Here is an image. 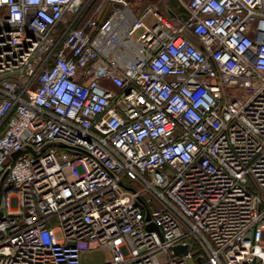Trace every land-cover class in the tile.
Masks as SVG:
<instances>
[{"label":"built area","instance_id":"2783aa9c","mask_svg":"<svg viewBox=\"0 0 264 264\" xmlns=\"http://www.w3.org/2000/svg\"><path fill=\"white\" fill-rule=\"evenodd\" d=\"M94 1L0 0V264H264V0Z\"/></svg>","mask_w":264,"mask_h":264},{"label":"water","instance_id":"95a60500","mask_svg":"<svg viewBox=\"0 0 264 264\" xmlns=\"http://www.w3.org/2000/svg\"><path fill=\"white\" fill-rule=\"evenodd\" d=\"M169 14H173V12L171 10L168 11ZM48 145H60V146H63V144H57L56 142H48L46 144H44L43 146L40 147L39 151H42L46 146ZM24 152H29L30 154L32 155H36V151L32 150L29 146L25 145L23 146L22 148H20L19 150H16L14 152H12L11 154V157L12 158H16L19 154L21 153H24ZM149 213L146 212V217L148 218L149 216ZM147 229H156V227L153 225V224H149L146 226ZM172 250L177 253V252H185L186 251V246H181V245H177V246H174L172 248Z\"/></svg>","mask_w":264,"mask_h":264},{"label":"rangeland","instance_id":"374dc122","mask_svg":"<svg viewBox=\"0 0 264 264\" xmlns=\"http://www.w3.org/2000/svg\"><path fill=\"white\" fill-rule=\"evenodd\" d=\"M169 4L174 0H166ZM175 0V5H176ZM106 252L101 248L92 249L91 251L83 252L81 255V264H99L104 261Z\"/></svg>","mask_w":264,"mask_h":264},{"label":"crops","instance_id":"0c3cea01","mask_svg":"<svg viewBox=\"0 0 264 264\" xmlns=\"http://www.w3.org/2000/svg\"><path fill=\"white\" fill-rule=\"evenodd\" d=\"M146 1L155 2L156 0H135V5H136L137 10L141 11V9H142V7H143V5H144V3H145ZM165 2H166V3H167L172 9H174V11H175L176 13H178V14H182V10H181V8L178 6V3H176V5H175V0H174L172 3L170 2V4H169L166 0H165ZM176 2H177V0H176ZM158 6L160 7L161 10H164V5H163V3H159Z\"/></svg>","mask_w":264,"mask_h":264},{"label":"trees","instance_id":"16d2710c","mask_svg":"<svg viewBox=\"0 0 264 264\" xmlns=\"http://www.w3.org/2000/svg\"><path fill=\"white\" fill-rule=\"evenodd\" d=\"M99 0H95L94 2H92L89 7L85 10L84 14H83V20L87 19L88 17L92 16L95 10V7L98 5ZM83 20H80L81 22H83ZM80 22V23H81Z\"/></svg>","mask_w":264,"mask_h":264},{"label":"bare ground","instance_id":"6f19581e","mask_svg":"<svg viewBox=\"0 0 264 264\" xmlns=\"http://www.w3.org/2000/svg\"><path fill=\"white\" fill-rule=\"evenodd\" d=\"M118 54H126L124 51H120L118 52Z\"/></svg>","mask_w":264,"mask_h":264}]
</instances>
